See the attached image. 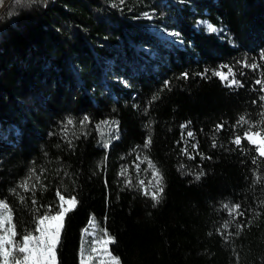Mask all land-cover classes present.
<instances>
[{"label":"trees","instance_id":"16d2710c","mask_svg":"<svg viewBox=\"0 0 264 264\" xmlns=\"http://www.w3.org/2000/svg\"><path fill=\"white\" fill-rule=\"evenodd\" d=\"M224 65L240 86L214 74ZM257 80L264 0H5L0 200L16 241L54 214L59 191L79 201L59 264H80L93 218L122 264H264V157L233 143L264 128ZM136 155L163 175L155 207L131 169ZM235 204L243 216L224 207Z\"/></svg>","mask_w":264,"mask_h":264},{"label":"snow or ice","instance_id":"6c2138e0","mask_svg":"<svg viewBox=\"0 0 264 264\" xmlns=\"http://www.w3.org/2000/svg\"><path fill=\"white\" fill-rule=\"evenodd\" d=\"M124 0H121L123 3ZM5 5V0H0V7ZM147 16V14H145ZM151 18V17H149ZM208 30L211 32H216L217 29L213 25H208ZM245 67H251L256 69L258 65L256 64H245ZM222 68H228L227 65L222 66ZM215 75L219 76L222 80L228 81V86H240V81L234 78V74L232 73L231 68H228V72L225 73L223 70L215 72ZM187 76V73L184 74ZM233 76V78L229 81V76ZM257 84H262L261 80L256 81ZM167 86V85H166ZM155 99V97H154ZM261 99H264L262 97ZM87 121V117L84 118L81 123H85ZM240 122L247 123L244 117H240ZM104 124H108L109 122L104 121ZM73 121L71 119L67 120V124L65 125V131H67V126L72 125ZM99 127V126H98ZM219 128H223L224 126L218 125ZM188 137H192L193 133L191 131L187 132ZM118 138V137H117ZM242 140L248 141L253 147L255 153H257V158L264 157V128H260L258 130H251L244 132L242 136H236L233 143L236 145H240ZM151 144V138L149 137L145 143V148L149 147ZM105 147L108 145L105 144ZM195 147V145H193ZM194 158V157H190ZM148 160L147 157L144 158ZM253 163H256V160H253ZM139 167V166H137ZM148 167L153 170V178L155 180L154 188L155 191L151 193L148 192L147 189L144 190L145 195H150L152 200L156 204H159L164 193L163 187V175L160 173L159 169L156 168L155 164L148 160ZM34 171V170H33ZM127 169H122L121 175H126ZM31 177H29L30 179ZM199 179V176H197ZM257 182L260 181V177L257 176ZM143 185V181L140 182ZM128 184H131V180H128ZM26 191L30 190L28 181H24L21 185ZM59 197V204L57 206V210L54 214L48 212L37 218L36 227L33 232L25 231L19 241H16L17 231L16 224L13 223L12 209L6 201L0 200V264H59L57 249L61 242V234L64 229V221L67 214L77 207L79 201L77 200L75 195L70 197H66L62 195L59 191L56 193ZM23 199V198H21ZM35 203V201H33ZM225 208L228 209L229 214L238 213L240 216H243V212H239L240 205L235 204L232 207L228 205H224ZM95 218H93L94 221ZM8 225V227H6ZM225 228L228 227L226 223L224 225ZM238 228H243V225H238ZM87 231V230H85ZM38 233V235L34 234ZM106 233V230H105ZM107 235V233H106ZM110 243H115V238L112 236H107V239L102 241V245L105 251L106 256L108 257V264H122L121 259L118 256H115L109 249L108 245ZM97 249H91L90 252H96ZM80 264H85V250L83 246L80 249ZM87 259L91 261L93 259L92 255L89 254ZM100 264H105L103 260H101Z\"/></svg>","mask_w":264,"mask_h":264},{"label":"rangeland","instance_id":"374dc122","mask_svg":"<svg viewBox=\"0 0 264 264\" xmlns=\"http://www.w3.org/2000/svg\"><path fill=\"white\" fill-rule=\"evenodd\" d=\"M209 24L213 25L210 21L202 19V18H199L197 22V26H203L207 30H208ZM161 34L171 37V34L165 31H162ZM176 35H177L176 33L175 34L172 33V36H176ZM221 70H223L225 73L228 72V68H221L219 71ZM232 78L233 76L230 75L228 80L230 81ZM145 157L146 156L144 155H136L133 158L131 169L137 175L136 177H138L139 181L144 182L142 185L144 190L147 189L148 192L151 193L152 191L156 190L153 187L155 184V180L153 178V170L148 167L149 159L145 160L144 159ZM127 166H129V164ZM6 227H8V225H6ZM85 230L83 232V248L85 250V264H100L101 260H103L105 264H108V257L106 256L103 245H102V241L107 239L106 234L103 231L98 229L94 221H92ZM36 235H38V233ZM93 248L97 249V251L90 252V250ZM108 249L110 250V244L108 245ZM89 254H91L93 257L91 261L87 259V256Z\"/></svg>","mask_w":264,"mask_h":264}]
</instances>
